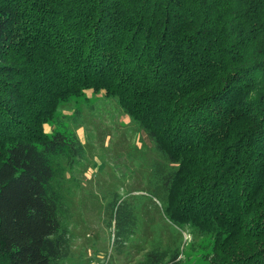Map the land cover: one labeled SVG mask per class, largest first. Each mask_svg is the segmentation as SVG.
Returning a JSON list of instances; mask_svg holds the SVG:
<instances>
[{"label": "trees", "instance_id": "trees-1", "mask_svg": "<svg viewBox=\"0 0 264 264\" xmlns=\"http://www.w3.org/2000/svg\"><path fill=\"white\" fill-rule=\"evenodd\" d=\"M84 90L156 155L145 192L101 196L125 264H184V233L208 264H264V0H0V264H72L85 149L59 109Z\"/></svg>", "mask_w": 264, "mask_h": 264}, {"label": "rangeland", "instance_id": "rangeland-1", "mask_svg": "<svg viewBox=\"0 0 264 264\" xmlns=\"http://www.w3.org/2000/svg\"><path fill=\"white\" fill-rule=\"evenodd\" d=\"M84 93L93 108L78 98L76 103L68 102L59 109L60 113L69 114L74 108L79 110L81 124L74 132L85 149V159L65 174L63 184L69 202L71 263L125 264L123 255L112 249L101 196L113 190L123 195L145 192L150 164L156 155L144 132L129 121L113 98L104 97L102 91ZM43 127L46 132L52 128ZM156 214L153 211L158 219ZM183 237L182 262L208 264L204 255L209 251V243L187 233ZM130 253L131 259L139 256L135 248L130 247Z\"/></svg>", "mask_w": 264, "mask_h": 264}]
</instances>
